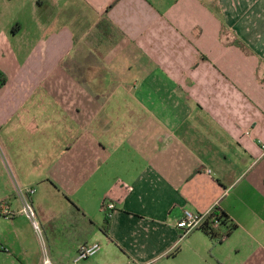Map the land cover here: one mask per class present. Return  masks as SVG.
Wrapping results in <instances>:
<instances>
[{
	"label": "crops",
	"instance_id": "1",
	"mask_svg": "<svg viewBox=\"0 0 264 264\" xmlns=\"http://www.w3.org/2000/svg\"><path fill=\"white\" fill-rule=\"evenodd\" d=\"M112 1L0 0V136L30 154L2 172L0 260L177 264L183 211L215 208L236 226L219 244L261 257L264 0ZM22 195L53 234L43 262ZM94 243L119 256L75 261Z\"/></svg>",
	"mask_w": 264,
	"mask_h": 264
},
{
	"label": "rangeland",
	"instance_id": "2",
	"mask_svg": "<svg viewBox=\"0 0 264 264\" xmlns=\"http://www.w3.org/2000/svg\"><path fill=\"white\" fill-rule=\"evenodd\" d=\"M9 45V44H8ZM6 46V51L11 53L15 48L11 46ZM9 64V69L11 67L10 57L7 54L0 52V71L3 65ZM20 62H17L19 64ZM2 74L0 73V77ZM5 84L0 81V96L4 95L5 92ZM32 111L35 112H45L48 109V105H33L30 107ZM5 136H0V180L3 181L4 175L2 174L6 172H10L12 170L11 163L14 159V154L18 157V162L23 165L25 162H28L30 154L25 150L24 142L27 139L26 136L21 135L13 136V133L6 132ZM4 145L12 148L13 153L8 154V149L4 147ZM33 187V186H32ZM19 188H22V185L19 184ZM23 193H25L24 189H21ZM47 204V207H55V205L59 204V202L53 201L52 199L48 200V202H44ZM32 207V206H31ZM33 209V208H32ZM18 215V214H17ZM20 218V217H17ZM35 222L38 225V229H34L33 235V243L35 244V253L38 252L42 256V262L46 257H51L53 253L52 245H53V237L52 233L49 232L47 227L41 225L40 219L35 216ZM99 222H102V215L99 213L98 218H96ZM18 224H23V222H17ZM57 235V234H56ZM226 242V243H225ZM222 243L224 244L222 246ZM221 244L215 243L209 239V237L204 234L201 229H196L182 237L179 240L178 246L182 247L180 253L177 254V259L175 263L177 264H264V255L261 257H257L254 253L249 250L245 244H243V248L237 247L234 248L232 244L229 246V241L225 240ZM66 246V241L62 245ZM110 249L109 247H103L102 251L97 254V257L100 258H112L114 256H119V251L115 249ZM178 250H176V253ZM264 253V251H261ZM114 253V255H113ZM9 262H4L0 260V264H8ZM19 264V263H16ZM24 264H27L24 262ZM48 264V263H47Z\"/></svg>",
	"mask_w": 264,
	"mask_h": 264
},
{
	"label": "built area",
	"instance_id": "3",
	"mask_svg": "<svg viewBox=\"0 0 264 264\" xmlns=\"http://www.w3.org/2000/svg\"><path fill=\"white\" fill-rule=\"evenodd\" d=\"M29 192H32V190H30ZM22 196H23V207L21 213L24 214L27 218L31 219L34 228L38 229V225L34 220L35 215L31 207V204L28 202V200H26V197L24 195ZM2 205L5 206L4 214H6V217H10L9 216L10 214L7 212L8 209L7 205L6 204H2ZM99 210L105 216L106 219H110L115 210L114 201L109 200L108 198H104L100 203ZM211 212L212 210L207 213H196L190 210H184L181 217L177 221V228L182 231V237L186 236L193 230L202 229L206 217L210 215ZM219 224H220L219 221L216 218L215 219L213 218L211 224L212 228L213 229L217 228ZM99 251H100V245L98 243L84 246L78 252L75 261H83L92 258L95 255H97Z\"/></svg>",
	"mask_w": 264,
	"mask_h": 264
},
{
	"label": "trees",
	"instance_id": "4",
	"mask_svg": "<svg viewBox=\"0 0 264 264\" xmlns=\"http://www.w3.org/2000/svg\"><path fill=\"white\" fill-rule=\"evenodd\" d=\"M118 0H113L112 3L107 7L108 10L115 2ZM0 81L4 83V79L2 76L0 77ZM213 218L219 221V226L215 229L212 228V220ZM106 225H108L109 219H104ZM106 225L103 227V232L106 233ZM235 225L230 222L228 216L222 212H220L217 208L213 209L210 215H208L205 219V222L202 227V231L206 234L209 239L213 242L220 243L223 239L227 238L229 234L235 229ZM182 237V233L180 235Z\"/></svg>",
	"mask_w": 264,
	"mask_h": 264
}]
</instances>
